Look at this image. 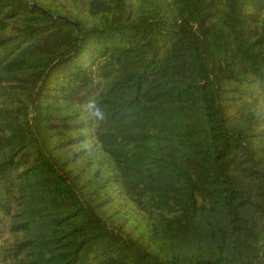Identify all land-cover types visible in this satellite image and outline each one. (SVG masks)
I'll list each match as a JSON object with an SVG mask.
<instances>
[{
  "label": "trees",
  "instance_id": "obj_1",
  "mask_svg": "<svg viewBox=\"0 0 264 264\" xmlns=\"http://www.w3.org/2000/svg\"><path fill=\"white\" fill-rule=\"evenodd\" d=\"M0 264H264V0H0Z\"/></svg>",
  "mask_w": 264,
  "mask_h": 264
}]
</instances>
